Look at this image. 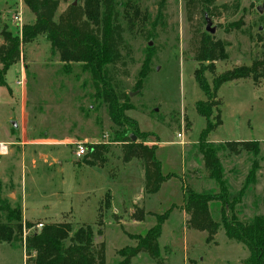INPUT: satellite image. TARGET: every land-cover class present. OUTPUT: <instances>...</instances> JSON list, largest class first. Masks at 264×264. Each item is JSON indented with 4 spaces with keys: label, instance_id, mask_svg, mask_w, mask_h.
<instances>
[{
    "label": "rangeland",
    "instance_id": "1",
    "mask_svg": "<svg viewBox=\"0 0 264 264\" xmlns=\"http://www.w3.org/2000/svg\"><path fill=\"white\" fill-rule=\"evenodd\" d=\"M81 1L59 0L56 15L69 3ZM131 1L138 10L134 19L131 15L130 21L124 19L119 9L130 57L125 66L118 65L111 73L127 95L125 104L131 107L121 109L115 122L102 98L94 94L88 73L76 63L62 64L45 34L20 44L19 61L0 64V197L20 209L22 236L25 229L31 234L40 229L37 224L47 222L66 221L73 228L88 224L95 233L100 229L101 235L96 233L95 238L104 241L105 264H116L118 249L136 244L130 235L144 234L167 210L158 238L165 264H245L248 250L243 244L227 238L221 225L212 236L191 227L182 205L185 188L203 192L210 197L211 217L221 223V203L215 198L221 191L207 177L198 147L207 121L195 109L205 95L194 72L201 68L211 89L215 76L264 58V0H238L236 11L223 10L211 19L214 38L228 43L227 58L215 60L212 66L192 57L193 31L199 24L204 29L206 22L197 14L189 23L184 0H164L161 13L160 0ZM233 1L216 0L215 4ZM33 19L23 0H0V29L19 35L21 26ZM238 20L240 28H232L231 23ZM147 55V74L137 87ZM213 103L209 125L219 120L220 124L212 127L208 141L217 145L259 142L255 181L241 202L226 212L228 217L234 214L248 221L264 215V78L257 83L251 78L225 82ZM131 120L137 124L135 129L129 126ZM77 141L87 147L80 159L73 152ZM126 141L156 147L155 156L165 176L157 192L143 191L142 158L123 161ZM88 144L102 145L101 154L91 155ZM218 156L228 192L237 193L253 155L244 150L234 154L224 146ZM136 206L142 210L141 221L133 217ZM25 258L22 240H0V264H25ZM130 264L157 263L140 251Z\"/></svg>",
    "mask_w": 264,
    "mask_h": 264
},
{
    "label": "trees",
    "instance_id": "2",
    "mask_svg": "<svg viewBox=\"0 0 264 264\" xmlns=\"http://www.w3.org/2000/svg\"><path fill=\"white\" fill-rule=\"evenodd\" d=\"M23 2L33 13L34 19L31 23L21 26L19 35L7 28L0 29V64L7 66L19 61L20 44L32 41L39 34H45L50 49L58 53L62 64L76 63L82 71L88 73L94 94L102 98L110 119L115 122L121 109L131 107L125 104L127 95L119 90V82L111 75L116 66H125V60L130 57V48L123 36L124 28L121 25L119 9L122 8L123 18L130 21V15L133 16L131 19H134L138 13L135 3L131 0H82L78 4L69 3L56 15L59 0H23ZM215 2L216 0H184L186 19L192 23L197 14H200L201 19L205 16L212 19L219 17L223 10L236 11L239 6L238 0L221 4ZM163 3L164 0H160L159 13L163 9ZM127 7L132 10H126ZM231 25L232 28H240L241 20ZM190 45L192 57L196 62H208L209 66H212L215 60L227 58L228 43L223 39L214 38L200 24L193 31ZM149 62L150 55H147L143 68L137 76V87L141 86V81L147 74L144 69ZM125 73L124 70L123 74ZM241 78H251L254 83L264 78V58L254 59L249 65L235 66L215 76L211 89L202 75L201 68H197L194 72V79L205 95V100L197 101L195 109L207 121L201 131L198 147L207 177L214 180L221 191L215 197L221 203V223L211 217L208 207L210 197L189 187L184 189L182 210L188 215L191 227L206 231L208 236L214 235L221 225L227 238L247 248L248 256L244 260L245 264H264V215H254L250 220L242 221L234 214L230 217L226 214L228 210H233L235 204L241 202L245 190L255 181V173L259 168L257 158L260 154L259 142L227 141L225 144L217 145L207 140L212 127L220 124L219 120L214 126L209 125L218 88L225 82ZM136 125V122L131 120L129 126L135 129ZM126 137L124 140H127ZM87 146L91 155L97 157L101 154L102 145ZM224 146L234 154L244 150L254 157L243 186L232 195L226 187L218 156L219 148ZM155 149L152 144L135 141H126L122 149V159L125 162L134 157L142 158L145 194L157 192L165 180V176L161 173V163L155 156ZM168 212L169 210L161 213L156 223L144 234L130 235V238L136 240V244L118 249L120 260L116 264H130L131 258L140 251H145L157 264H165L160 256L158 238ZM132 213H135L133 217L136 220H142V210L137 206ZM0 215V240L6 242L22 240L26 255L25 264H105L104 241L101 239L97 242L95 238L96 233L101 235L100 229L95 233L88 224L73 228L72 224L66 221L47 222L42 224L39 230L22 236L20 209L11 206L1 197ZM24 223L25 226L32 225L29 222Z\"/></svg>",
    "mask_w": 264,
    "mask_h": 264
},
{
    "label": "built area",
    "instance_id": "3",
    "mask_svg": "<svg viewBox=\"0 0 264 264\" xmlns=\"http://www.w3.org/2000/svg\"><path fill=\"white\" fill-rule=\"evenodd\" d=\"M179 138L181 137L180 134L177 135ZM1 146V145H0ZM2 147V146H1ZM0 147V148H1ZM73 149H74V155L77 159H80L82 158L86 153H87V147H86V144H84L83 142H80V141H77L73 144ZM38 228H41L42 227V224H37L36 225ZM26 231V229H25ZM24 231V235H26L27 232Z\"/></svg>",
    "mask_w": 264,
    "mask_h": 264
},
{
    "label": "water",
    "instance_id": "4",
    "mask_svg": "<svg viewBox=\"0 0 264 264\" xmlns=\"http://www.w3.org/2000/svg\"><path fill=\"white\" fill-rule=\"evenodd\" d=\"M73 4H75V2H73ZM205 27L204 30L209 33V34H213L215 31V27L211 26V19L208 18L207 16H205ZM12 126L16 127L17 123L15 121L12 120ZM132 140L135 138V136H131Z\"/></svg>",
    "mask_w": 264,
    "mask_h": 264
},
{
    "label": "crops",
    "instance_id": "5",
    "mask_svg": "<svg viewBox=\"0 0 264 264\" xmlns=\"http://www.w3.org/2000/svg\"><path fill=\"white\" fill-rule=\"evenodd\" d=\"M2 140L0 139V142H1ZM0 145H1V143H0Z\"/></svg>",
    "mask_w": 264,
    "mask_h": 264
}]
</instances>
